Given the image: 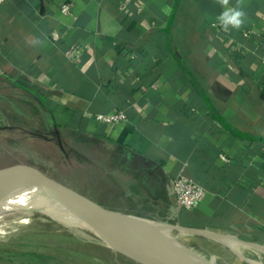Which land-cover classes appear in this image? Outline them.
I'll list each match as a JSON object with an SVG mask.
<instances>
[{
	"label": "crops",
	"instance_id": "1",
	"mask_svg": "<svg viewBox=\"0 0 264 264\" xmlns=\"http://www.w3.org/2000/svg\"><path fill=\"white\" fill-rule=\"evenodd\" d=\"M244 5L243 27L224 32L216 0H6L0 79L84 140L94 157L80 167L114 175L124 207L107 208L264 264V0ZM119 111L118 125L93 119ZM180 175L208 191L192 210L177 208Z\"/></svg>",
	"mask_w": 264,
	"mask_h": 264
},
{
	"label": "rangeland",
	"instance_id": "2",
	"mask_svg": "<svg viewBox=\"0 0 264 264\" xmlns=\"http://www.w3.org/2000/svg\"><path fill=\"white\" fill-rule=\"evenodd\" d=\"M25 93L0 79V172L15 168V176L27 178L80 203L102 208L124 207L121 203L125 201L120 200L119 192L110 181L113 174L103 176L97 170L78 165V156L81 160L94 157L84 149V140L73 132L57 131L58 144L52 136L51 117L46 116L44 107ZM40 186L28 188L46 193ZM16 219H29V222L0 237L1 264H9L12 257L6 251L11 248L55 256L63 261L62 264H137L99 243L85 228L69 226L41 212L9 216L0 226ZM182 242L202 254L208 264H246L238 257L234 259L233 252L230 251V255L227 251L233 249L221 243L215 245L200 238ZM235 248L256 262V253H251V249L245 251L240 244ZM12 259L16 264H25L19 257Z\"/></svg>",
	"mask_w": 264,
	"mask_h": 264
},
{
	"label": "water",
	"instance_id": "3",
	"mask_svg": "<svg viewBox=\"0 0 264 264\" xmlns=\"http://www.w3.org/2000/svg\"><path fill=\"white\" fill-rule=\"evenodd\" d=\"M15 168L0 176V205L12 193L25 187L40 186L27 178L13 174ZM47 195L54 198L79 221L80 226L91 232L102 245L137 264H191L194 257L190 248L170 241L155 228L164 225L172 230L196 234L192 230L136 216L122 214L111 209L88 203H80L72 197L45 188ZM151 223V229L146 225ZM205 264H208L207 262Z\"/></svg>",
	"mask_w": 264,
	"mask_h": 264
},
{
	"label": "bare ground",
	"instance_id": "4",
	"mask_svg": "<svg viewBox=\"0 0 264 264\" xmlns=\"http://www.w3.org/2000/svg\"><path fill=\"white\" fill-rule=\"evenodd\" d=\"M8 198L5 199L0 205V223L5 222V218L14 216L16 214H27L30 215L34 212H41L50 216H53L62 222H65L69 226L77 225L80 226L79 221L70 212H68L61 204H59L54 198L47 195L44 192L28 187L21 188L16 192L12 193ZM37 214V213H36ZM39 216H37L38 218ZM36 219V218H35ZM49 221V220H48ZM29 219H16L11 223H5L0 226V237L8 234L10 231L15 229L17 226L26 224ZM152 224L146 225V228L151 229ZM157 232L164 238L176 242L179 245L186 246L182 241L191 238V234L186 232H175L171 228L164 225L155 226ZM224 243H229L224 238H218ZM264 251V249H262ZM194 257L190 260L191 264H205L206 260L202 254L191 249Z\"/></svg>",
	"mask_w": 264,
	"mask_h": 264
},
{
	"label": "built area",
	"instance_id": "5",
	"mask_svg": "<svg viewBox=\"0 0 264 264\" xmlns=\"http://www.w3.org/2000/svg\"><path fill=\"white\" fill-rule=\"evenodd\" d=\"M6 0H0V6ZM63 13H69L68 6L63 7ZM264 49V42L262 44ZM69 58L74 57V50L67 53ZM264 62V58H263ZM95 121L102 125H118L127 120V116L124 112L119 111L117 113L98 114L93 117ZM221 159L229 163L230 160L222 155ZM173 187V193L176 199V205L178 210H192L196 208L207 196V189L197 180L188 178L184 175H180L171 181Z\"/></svg>",
	"mask_w": 264,
	"mask_h": 264
},
{
	"label": "trees",
	"instance_id": "6",
	"mask_svg": "<svg viewBox=\"0 0 264 264\" xmlns=\"http://www.w3.org/2000/svg\"><path fill=\"white\" fill-rule=\"evenodd\" d=\"M13 88H20L22 90H24L26 93V95L30 98L33 99L34 101H36L40 106L45 107L44 106V102L40 99L36 100V98L34 97V95L32 94V92L29 91V89L27 87L24 86H18V87H13ZM51 119H50V127L52 130V136H54V140L59 144L60 142L57 141L58 136H57V129L54 126L53 123V118L50 115ZM53 124V125H52ZM187 211V210H186ZM16 246V245H14ZM9 253L10 257H19L25 264H62V260H60L59 258L55 257V256H49L43 253H39V252H21L19 250H15L13 248H11V250L6 251ZM5 252V253H6ZM3 251L0 250V264L3 261ZM12 258H10V260H8L9 264H16V261L13 260Z\"/></svg>",
	"mask_w": 264,
	"mask_h": 264
},
{
	"label": "clouds",
	"instance_id": "7",
	"mask_svg": "<svg viewBox=\"0 0 264 264\" xmlns=\"http://www.w3.org/2000/svg\"><path fill=\"white\" fill-rule=\"evenodd\" d=\"M223 11L216 17L221 29L228 32L229 29L240 30L247 19L244 11V0H236L235 5H231L230 0H216Z\"/></svg>",
	"mask_w": 264,
	"mask_h": 264
}]
</instances>
